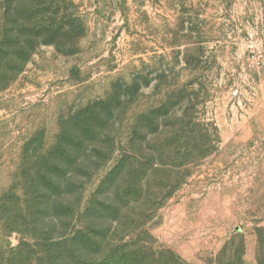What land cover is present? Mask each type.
I'll list each match as a JSON object with an SVG mask.
<instances>
[{"label": "rangeland", "instance_id": "rangeland-1", "mask_svg": "<svg viewBox=\"0 0 264 264\" xmlns=\"http://www.w3.org/2000/svg\"><path fill=\"white\" fill-rule=\"evenodd\" d=\"M58 4L0 75V254L264 264V0Z\"/></svg>", "mask_w": 264, "mask_h": 264}, {"label": "trees", "instance_id": "trees-1", "mask_svg": "<svg viewBox=\"0 0 264 264\" xmlns=\"http://www.w3.org/2000/svg\"><path fill=\"white\" fill-rule=\"evenodd\" d=\"M60 0H0V75L3 72L18 71L21 61H25L31 44L37 38H47V42H51V36L57 37L60 33H69L73 30L70 23V16L67 11L58 12L55 6H58ZM54 15V16H51ZM56 21V22H55ZM60 25L61 27H57ZM64 28H67L65 31ZM166 98V96H164ZM81 234L61 236L52 244H47L48 239L33 244L36 249V255L32 262L19 258L25 254L24 250L15 249V252L6 250L5 254H0V264H87L90 258L88 253L90 249L78 243V237ZM88 235V234H87ZM86 235V236H87ZM127 248L128 245H121ZM121 246L115 245L108 249L110 257L102 258L105 264L108 261L117 264L133 263L135 259V250L128 254H122ZM44 247H48L46 250ZM24 248L26 246L24 245ZM49 248L53 249V252ZM148 251L147 257L153 264H187L173 253L169 254L167 262H159L158 258L163 254L151 251V246L145 247ZM144 247L142 250H144ZM100 248L97 246V251ZM92 251V250H91ZM50 252L52 254H50ZM144 254V253H143ZM143 254L141 255V261ZM131 256V260L125 257ZM136 263V261H135ZM144 263V262H143ZM92 264V263H91Z\"/></svg>", "mask_w": 264, "mask_h": 264}]
</instances>
